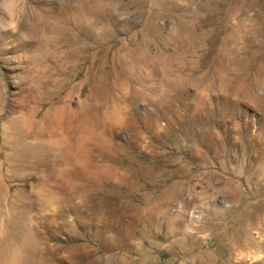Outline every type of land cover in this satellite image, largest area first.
Returning <instances> with one entry per match:
<instances>
[{
  "label": "rangeland",
  "instance_id": "1",
  "mask_svg": "<svg viewBox=\"0 0 264 264\" xmlns=\"http://www.w3.org/2000/svg\"><path fill=\"white\" fill-rule=\"evenodd\" d=\"M0 264H264V0H0Z\"/></svg>",
  "mask_w": 264,
  "mask_h": 264
},
{
  "label": "bare ground",
  "instance_id": "2",
  "mask_svg": "<svg viewBox=\"0 0 264 264\" xmlns=\"http://www.w3.org/2000/svg\"><path fill=\"white\" fill-rule=\"evenodd\" d=\"M27 115H28V113H27ZM32 116V115H31ZM23 118H25V117H23ZM30 121V120H29ZM28 124V123H27Z\"/></svg>",
  "mask_w": 264,
  "mask_h": 264
}]
</instances>
